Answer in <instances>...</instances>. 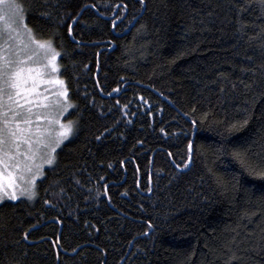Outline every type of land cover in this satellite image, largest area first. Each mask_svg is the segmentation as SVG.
Returning <instances> with one entry per match:
<instances>
[{
    "label": "trees",
    "instance_id": "1",
    "mask_svg": "<svg viewBox=\"0 0 264 264\" xmlns=\"http://www.w3.org/2000/svg\"><path fill=\"white\" fill-rule=\"evenodd\" d=\"M17 3L74 134L0 203V264H264V0Z\"/></svg>",
    "mask_w": 264,
    "mask_h": 264
},
{
    "label": "snow or ice",
    "instance_id": "2",
    "mask_svg": "<svg viewBox=\"0 0 264 264\" xmlns=\"http://www.w3.org/2000/svg\"><path fill=\"white\" fill-rule=\"evenodd\" d=\"M140 2L143 4V0ZM21 30L27 34L28 44L51 56L48 63L52 72H59L56 61L60 53L50 41L34 38L25 23L22 6L17 0H0V202L21 196L34 198L43 165H52L56 149L74 134L73 125L60 123L58 114L52 111L54 106L39 92V85L45 82L43 73L29 66L23 57L28 44L20 41ZM54 83L60 86L57 95L66 101L68 93L63 81L57 79ZM5 174L7 183L2 182Z\"/></svg>",
    "mask_w": 264,
    "mask_h": 264
},
{
    "label": "rangeland",
    "instance_id": "3",
    "mask_svg": "<svg viewBox=\"0 0 264 264\" xmlns=\"http://www.w3.org/2000/svg\"><path fill=\"white\" fill-rule=\"evenodd\" d=\"M28 39L29 38H28L27 34H25L21 30L20 41L22 43L28 44ZM36 40H38V39H36ZM39 41L44 42L42 40H39ZM13 47H16V45L14 44ZM22 55L26 60L29 61V66L38 68L43 73L41 78L45 82L41 83L39 85L38 90H39V92H41L43 94L44 97H47V103L54 106L52 108V111L54 112V114H58V118L60 120V123L65 124V125L71 124L74 127L73 122L71 120L66 119V116L68 115V113L72 109V103L69 101L68 96H67V100L65 101V99L63 97H60L57 95L58 91H60V86L58 84L54 83V81H56L57 79H59L61 81H63V80L61 79L59 72H52L51 65L48 63V61L51 59V56L50 55L46 56L42 50L36 48L35 45H33V44H28L27 48H25L22 51ZM56 63L59 67L58 58H57ZM47 81H53V83H48ZM63 83H64V81H63ZM64 85H65V83H64ZM39 110L40 111H47L48 109H39ZM67 140H65L62 144H64ZM62 144L56 149L55 158H56L57 150L62 146ZM37 163H40V161L37 160ZM52 165H48V164L43 165V171L37 177L36 184H37L38 180L41 179L42 176L44 175L46 168L51 167ZM8 179L9 178H8L7 174H5L2 182L7 183ZM20 198H25V197L21 196ZM6 200H8V199H5L4 201H6Z\"/></svg>",
    "mask_w": 264,
    "mask_h": 264
}]
</instances>
